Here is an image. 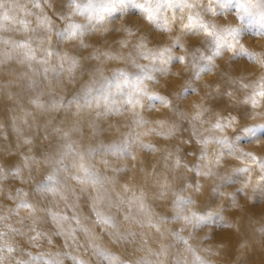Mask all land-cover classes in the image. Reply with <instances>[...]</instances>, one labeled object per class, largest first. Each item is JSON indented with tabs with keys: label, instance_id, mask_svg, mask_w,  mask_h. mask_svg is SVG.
I'll use <instances>...</instances> for the list:
<instances>
[{
	"label": "clouds",
	"instance_id": "obj_1",
	"mask_svg": "<svg viewBox=\"0 0 264 264\" xmlns=\"http://www.w3.org/2000/svg\"><path fill=\"white\" fill-rule=\"evenodd\" d=\"M0 264H264V0H0Z\"/></svg>",
	"mask_w": 264,
	"mask_h": 264
}]
</instances>
